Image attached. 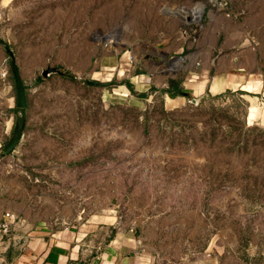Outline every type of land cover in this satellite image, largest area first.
I'll return each instance as SVG.
<instances>
[{
	"label": "rangeland",
	"instance_id": "374dc122",
	"mask_svg": "<svg viewBox=\"0 0 264 264\" xmlns=\"http://www.w3.org/2000/svg\"><path fill=\"white\" fill-rule=\"evenodd\" d=\"M250 10L264 0H0V158L23 122L26 196L57 222L114 212L156 264H264V125L238 90L195 107L182 87L220 14Z\"/></svg>",
	"mask_w": 264,
	"mask_h": 264
},
{
	"label": "crops",
	"instance_id": "0c3cea01",
	"mask_svg": "<svg viewBox=\"0 0 264 264\" xmlns=\"http://www.w3.org/2000/svg\"><path fill=\"white\" fill-rule=\"evenodd\" d=\"M255 11L220 14L210 40L186 55L193 69L182 87H189L192 97L241 91L248 102L247 121L264 125V12ZM25 133L15 151L0 158V169L12 171L7 177L0 175V217L11 211L17 218L11 233L0 235V264H156L136 231L121 225L114 212L57 222L48 208L43 212L41 200L26 196L25 183L17 175L20 170L12 167L14 160L27 157L24 147L30 133Z\"/></svg>",
	"mask_w": 264,
	"mask_h": 264
},
{
	"label": "water",
	"instance_id": "95a60500",
	"mask_svg": "<svg viewBox=\"0 0 264 264\" xmlns=\"http://www.w3.org/2000/svg\"><path fill=\"white\" fill-rule=\"evenodd\" d=\"M4 50L9 54L10 57V71L12 74L15 91H16V106L19 110H25L27 106L26 102V95H25V88L22 81V78L20 76V71L18 64L16 62V58L14 54L10 51L9 47L7 45H4ZM55 73L59 74L63 77L67 78H75L74 75L69 74L65 70L59 69L58 67H51L48 66L41 71V75L43 77H47L48 75ZM191 102L198 103V98L193 97L191 99ZM24 129V123L22 122L19 127H15L9 141L6 143V145L2 148V157H6L10 152H12L17 145Z\"/></svg>",
	"mask_w": 264,
	"mask_h": 264
},
{
	"label": "trees",
	"instance_id": "16d2710c",
	"mask_svg": "<svg viewBox=\"0 0 264 264\" xmlns=\"http://www.w3.org/2000/svg\"><path fill=\"white\" fill-rule=\"evenodd\" d=\"M13 84H14V82H13ZM164 91L169 95V96H171V97H173V96H176V95H186V96H189V94H187L186 92H183L182 91V89L180 88V86H179V81L177 80V79H168V81H167V84H166V88L164 89ZM239 92V94H242V92L241 91H238ZM226 93H228V92H226ZM218 96H225V94H219V95H217V96H215V97H213V98H216V97H218ZM188 99H191V96L188 98ZM239 101L241 102V103H243V101L242 100H240L239 99ZM199 104H200V102L197 104V105H194L195 107H198L199 106ZM193 105V104H192ZM16 109H17V106L15 107ZM18 110V109H17ZM214 110H217V109H214ZM222 111V113H221V116H226L225 114H226V109H223V110H221ZM20 112H21V116H23L24 115V113H25V110H20ZM20 116V117H21ZM214 119V118H213ZM209 125H210V123H208ZM183 130H186V128L184 129L183 128ZM211 131L213 132L214 131V128H211ZM214 137V136H213Z\"/></svg>",
	"mask_w": 264,
	"mask_h": 264
},
{
	"label": "built area",
	"instance_id": "2783aa9c",
	"mask_svg": "<svg viewBox=\"0 0 264 264\" xmlns=\"http://www.w3.org/2000/svg\"><path fill=\"white\" fill-rule=\"evenodd\" d=\"M16 219L13 212L5 211L0 217V235L10 234Z\"/></svg>",
	"mask_w": 264,
	"mask_h": 264
}]
</instances>
